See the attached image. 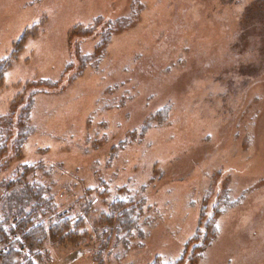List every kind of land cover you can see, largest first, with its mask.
I'll return each instance as SVG.
<instances>
[{
    "label": "rangeland",
    "instance_id": "1",
    "mask_svg": "<svg viewBox=\"0 0 264 264\" xmlns=\"http://www.w3.org/2000/svg\"><path fill=\"white\" fill-rule=\"evenodd\" d=\"M105 1L0 0V132L29 104L31 130L5 172L59 164L105 207L123 186L144 237L104 264H264V0Z\"/></svg>",
    "mask_w": 264,
    "mask_h": 264
},
{
    "label": "trees",
    "instance_id": "2",
    "mask_svg": "<svg viewBox=\"0 0 264 264\" xmlns=\"http://www.w3.org/2000/svg\"><path fill=\"white\" fill-rule=\"evenodd\" d=\"M29 111L30 104L19 116L24 128L16 137L8 130L10 125L0 132V264H61L56 262V251L58 254L59 249L68 246L82 249L83 256L89 254L93 262L104 264L103 258L111 247L122 242L126 250L130 234L137 231L132 225L137 224L139 216L129 212V222L118 219L127 208L118 199L123 186L114 179L102 184L101 193L108 190L114 196L105 207L96 204L97 192H91L90 186L77 189L75 184L80 179L73 176L72 186L65 182L61 176L67 173L59 164H20L5 172L4 160L11 157L19 161L31 132L25 124ZM10 140L13 142L9 145ZM215 233L212 227L210 238Z\"/></svg>",
    "mask_w": 264,
    "mask_h": 264
},
{
    "label": "bare ground",
    "instance_id": "3",
    "mask_svg": "<svg viewBox=\"0 0 264 264\" xmlns=\"http://www.w3.org/2000/svg\"><path fill=\"white\" fill-rule=\"evenodd\" d=\"M100 3H101L103 6L106 5V1H105V0H104V1L101 0ZM132 47H135V45L133 44ZM67 110H68V109H65L66 113H69ZM260 161H261L262 163L264 162V150H263L262 156H261V158H260ZM233 163H234V164H237V168H236V171H237V172H238L239 170H241V169H244V168L250 166V162H248V164H238L236 161H233ZM238 173H239V174H246V173H242V172H238Z\"/></svg>",
    "mask_w": 264,
    "mask_h": 264
}]
</instances>
